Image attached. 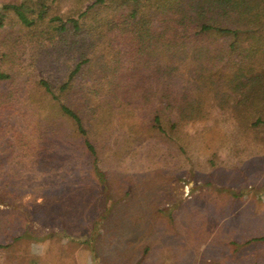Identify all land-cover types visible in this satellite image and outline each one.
Wrapping results in <instances>:
<instances>
[{"label":"rangeland","instance_id":"1","mask_svg":"<svg viewBox=\"0 0 264 264\" xmlns=\"http://www.w3.org/2000/svg\"><path fill=\"white\" fill-rule=\"evenodd\" d=\"M92 3L0 0V242L9 243L11 223L31 234L0 247V264H264V125H254L264 121L263 29L238 42L239 54L257 52L244 57L235 87L230 79L199 90L195 77L175 69L168 89L187 92L201 114L165 136L151 124L164 80L131 68L135 45L122 23L136 8L134 22L158 24L151 14L161 9L155 0ZM9 4L22 5L32 23ZM85 10L75 30L69 20ZM228 56L217 69L226 80L241 64L238 55L225 66ZM115 70L119 78L107 85ZM81 94L94 100L86 128L105 189L92 185L91 155L60 110L74 109ZM115 212L123 224L106 231L103 220ZM65 224L81 237L89 232L90 246L60 237ZM157 230L167 237L155 248Z\"/></svg>","mask_w":264,"mask_h":264},{"label":"trees","instance_id":"2","mask_svg":"<svg viewBox=\"0 0 264 264\" xmlns=\"http://www.w3.org/2000/svg\"><path fill=\"white\" fill-rule=\"evenodd\" d=\"M108 1L110 0H93L90 8L105 6ZM161 1L162 4H159L160 0H155L156 8L161 9V17L158 12H153L151 14L153 15L152 20H156L158 24H148L147 22L150 20L145 18H141L138 23L134 22L136 19L135 15L138 12L136 8L131 9L130 18L128 17L129 20H122V23L124 29H128L127 32L131 35V39L135 45L131 50V54L133 55L131 68L147 71L149 74L157 75L160 80H164L163 83L166 88L164 87L161 89V93L163 92L161 95V105L162 110L165 111L163 112L160 108H156L151 117V124L159 133L169 136V131L176 129L179 122H187L199 117L201 114V106L194 104L187 92H183L181 97H179L178 93L170 92L168 87L173 82L172 73L180 66L178 69L181 70L182 74L187 73L188 76L195 77L196 83L198 84L197 87L200 88L199 90L206 87L209 90L211 88L220 87V82H224V80L227 82L230 79L232 80L229 83L234 82L235 84L233 87H235L237 80L242 79L246 74L243 63L244 57L250 58L252 57V53L255 54L257 52V50L248 49L247 54H244L243 51V54L241 51L239 54L241 48L238 42L244 36L252 35V33L256 34L262 29L264 31V0ZM4 8H12L22 22L28 24L32 23V20L26 17L22 5L9 4L5 5ZM87 13L88 10H85L78 15L77 19L69 20L75 30L80 29L78 21L80 19L82 20ZM58 29L66 30L65 24H60ZM215 37H230L232 40L227 45L221 46L219 43L212 41ZM249 51H251V54H248ZM227 54H231L233 58L238 55L241 56V64L238 68H235L233 78H229L228 80L222 78L221 70H217L219 63ZM228 57L229 60H225V66L231 63L230 59H232V57ZM86 61L88 60L83 58V60L77 64L76 68L71 72L69 79L61 86L62 91L70 88L72 81H74L71 80V77L77 72L80 64ZM263 74L264 73H262V76H264ZM1 76L2 75H0V77ZM262 76H255L252 78V82L256 80L260 81ZM214 77L217 78L214 80ZM118 78L119 74H117L115 70V73L112 74V78H110V81L106 82V84L109 85L110 82L115 83L114 80ZM41 83L44 85L47 92L53 94L46 81H42ZM248 98L249 96H246L245 99L247 100ZM77 100L78 104L74 108L75 110L66 104H61L60 110L66 117L70 118L75 123L78 133L83 137V144L91 155L92 168L88 177L92 179V185L95 187V182L97 180L100 188L105 189L107 185L106 174L103 173L98 166L96 150L88 138L89 131L86 128V125L90 126L91 120L94 119L92 116V112H94L92 102L94 100L83 96V94H81ZM166 117H168L170 129L164 124V118ZM171 118L173 120H171ZM259 124L264 125V121L260 118L254 122L255 126ZM74 185L77 184L75 183ZM103 199V203H106V194H104ZM65 201V205L70 208L69 204H67L69 199ZM103 205V212H105L107 210L106 205ZM116 213L117 212L110 216L112 219L115 218L112 223L109 222L110 218L103 220L106 231H110V229L116 230L123 224L122 220L118 219ZM68 226V224H65V226L62 227V234L60 237L70 242H77L78 244L86 243L90 246L92 239L89 232H83L81 234L83 237H81L77 232H70ZM93 226L92 224L90 228L93 229ZM4 228L5 230H11V233L7 235V237H10V240H8L9 243L0 242V247L4 248L11 245L12 241H18L23 238V235L30 234L26 226H24L21 232L19 230L15 231L17 228H15V225H12V223L5 225ZM110 236L117 240L120 234L113 233L110 234ZM34 237L35 236H33V238ZM145 237H148V235H145ZM50 238H52V236ZM135 239L138 240L139 237L134 236V242H136ZM261 240H264V238ZM134 254H136V251ZM31 261L32 263H36L35 259Z\"/></svg>","mask_w":264,"mask_h":264},{"label":"crops","instance_id":"3","mask_svg":"<svg viewBox=\"0 0 264 264\" xmlns=\"http://www.w3.org/2000/svg\"><path fill=\"white\" fill-rule=\"evenodd\" d=\"M173 234H174V233L169 232V237H168V238L171 239V238L173 237ZM155 236L158 237V240H157L156 242H153V246H154L155 248H156V246H157V247H162V244H163L162 237H164L163 240H165L166 237H167V235H166V234H163L161 230H157V232L155 231ZM169 241H170V240H169ZM168 244H170V246H171V241H170Z\"/></svg>","mask_w":264,"mask_h":264}]
</instances>
